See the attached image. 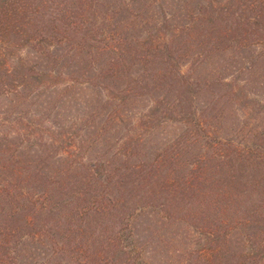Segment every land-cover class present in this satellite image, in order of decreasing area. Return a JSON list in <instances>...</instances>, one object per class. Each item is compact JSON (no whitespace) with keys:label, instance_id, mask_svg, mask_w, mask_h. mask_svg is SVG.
I'll return each mask as SVG.
<instances>
[{"label":"rangeland","instance_id":"374dc122","mask_svg":"<svg viewBox=\"0 0 264 264\" xmlns=\"http://www.w3.org/2000/svg\"><path fill=\"white\" fill-rule=\"evenodd\" d=\"M58 1L54 0V3ZM101 1L108 2L109 12L106 9L102 10L98 5L97 17L93 20L92 26L99 44L97 46L98 42H96L93 48L94 60L91 55L84 56L87 59L86 61L84 59L85 71L88 72L87 82L86 73L83 77L78 76L79 65L74 66L72 63L70 65L68 62L64 64L65 57L63 63L59 64L62 72L61 82L56 83V80H53V83H43L40 86L42 95L36 106L29 105L28 97L21 99L22 102L19 104L16 90L10 94L0 92V152H6L0 153V189H7L8 185L12 191L10 198L16 195L14 190L18 180L16 169L28 166L30 163L44 167L48 170V174L57 175L56 179L64 181L68 179L66 175L56 174L57 171L68 166L71 161L68 158L72 157L66 153L65 158L62 159V152L54 155V152L60 149L56 150V146H52L54 142L56 143V139H60L58 131L64 135L66 133L75 135L77 140L81 137L88 139V136L93 139L92 144L80 159L85 162L99 160L104 169L121 164L124 159L123 149L126 147L127 151L130 149L131 144L127 145V141L140 133L143 135L144 144L139 147L137 156L134 153L128 159L131 165H134L140 157L145 158L147 163H153L159 155L171 153L167 147L172 141L180 140L179 146L173 152L178 153V158L174 161L172 172L168 174L166 167L161 173L172 183L183 180L191 167L192 159L199 155L208 158L212 153L214 142L217 141L204 136L203 130L193 132L196 128L193 120L195 110L204 113V116L210 120L209 134L215 130V134L213 133L215 138L233 139L235 142L251 144L264 132V55L257 58L251 71H245L243 69L245 58H241L242 54L237 41L235 39L231 41L229 35L224 39L216 38L214 23L207 20L212 16L221 17L219 7L230 0ZM230 4L242 6L240 7V10L243 9L242 14L250 18L258 14L264 17V0H233ZM118 10L121 14L116 16ZM166 18L169 20V25L163 28ZM203 19L205 20L202 21ZM221 27H230V22L223 23ZM182 29L184 32L180 34ZM161 34L168 38L178 34L174 42V48L178 50L175 52L174 60L180 65L174 72L171 71L176 66L172 67V61L168 63L164 60L159 62L158 66H149L147 71H150V80L146 83V87L140 90L132 79L140 74L141 68L138 69V66L141 67L143 61L139 55L135 58L132 56V49L135 48V44L138 48L142 47L144 38L152 35V37H158ZM113 35L125 38L123 43L126 50L122 59L126 62H122L121 68L119 67L120 76L115 87L100 88L98 83L113 84L107 77L98 80L94 73V69H98L103 75L107 71L109 74L112 72L110 56H107L108 51H102V47L107 39L112 44L118 42L112 39ZM212 37L218 40L215 44L212 42ZM189 41H191L190 45H188ZM131 42L133 45L129 44ZM39 48L40 45L22 47L14 38L8 64H18L23 56L26 60H30V64H34L36 60L34 57ZM251 49L254 55H259L262 51L255 45L251 46ZM62 51L65 52V48ZM66 51H68L67 47ZM110 53L113 57L114 52ZM152 58L155 56L151 55L150 59ZM130 61H132L131 66ZM74 68L78 71L75 78L78 81L72 83L70 73ZM154 70H157L154 78L158 80V83H163L160 89L151 88L154 84L151 77ZM176 77L180 79H175ZM150 84L151 87H149ZM0 85L6 87L9 83H0ZM126 86L129 88L125 89ZM238 86L242 88L238 89ZM128 90L130 92H127ZM120 91L125 95L127 93L131 95L128 97L121 95L123 97V105L119 108L121 118L114 117L115 121L109 119L105 132H99L96 126L99 128L105 123L108 113L110 118H113L115 99L120 97V95L116 96V93ZM112 95H115L113 101L110 99ZM164 96L167 98L160 103L159 100ZM145 114L149 115L147 118L149 120L144 121ZM185 115H188L187 119ZM190 116H193V121H189ZM31 122L34 126L33 134H30ZM89 124L92 126L89 127ZM220 147L222 151L228 152L226 147L222 145ZM227 154L230 155L229 152ZM124 162L128 163L126 160ZM166 165L172 164L167 162ZM207 168L210 169L211 166L208 164ZM258 169L254 176L259 175ZM77 174L81 176V171ZM131 178L132 174L126 177V180L130 181ZM71 181H74L75 185L69 184L66 187L64 184L55 190L56 205L68 201L63 206L66 207V211L71 206H76V210L84 205L87 207V204L90 205L92 201L91 197H97L98 193H102V184L97 183L96 180L90 184V181L84 177L73 175L69 183ZM226 181L227 185L230 183L229 186L233 189L232 201L220 195L223 190L228 189V186L225 182V184L218 183L217 180L212 183L209 181L203 183L198 192L192 193L191 200L197 201L204 208L202 215L196 218H191L183 211L187 202H180L175 206L171 202L170 208L166 207L165 211L149 206L137 216L133 228L139 239L137 248L142 249L147 259L146 264H210L213 260L209 255L210 245L213 243L210 239L213 235L206 236V231L212 225H215L216 235H219L217 243L222 247L223 252L229 253L226 257L227 264H236V257H240L243 247V238L252 231L256 234L258 232L255 228L258 226L253 225L250 218L254 220L261 217L260 213H264V193H261L264 188L246 184L245 180L240 182L241 185L231 183L227 179ZM115 183H112L109 188L111 197L112 195L120 196L121 203V197H130L131 188L128 189L130 182L125 185ZM22 184H26L27 190L34 193L37 192L39 182L37 178L30 176L26 177ZM80 190L83 192H78ZM75 192H78V195ZM164 197L167 199V195ZM5 200L0 196V243L2 245H0V264H40L42 262L51 264L54 260L51 245L50 249L47 247L46 251H43L44 243H39V250L36 252L38 244L31 245L32 239L26 240L24 237L16 248V220L8 217L16 202L8 204ZM176 216L181 218L177 219ZM110 218H118V215L113 216L111 213L104 212L100 216L91 213L90 226L85 225V227H90L89 239L97 237L98 245L107 244L108 249L112 250L109 246L112 242L109 241L115 234V230L109 229ZM79 225L80 222H78ZM98 234L101 236L98 237ZM5 237H8V240L2 243ZM256 239V237L251 238L253 241H257ZM30 251L33 253L32 256ZM18 253L23 256L29 253V258L27 261L24 258L25 261L22 258L16 259ZM110 253L108 252L109 256H111ZM85 256L83 254V260Z\"/></svg>","mask_w":264,"mask_h":264},{"label":"trees","instance_id":"16d2710c","mask_svg":"<svg viewBox=\"0 0 264 264\" xmlns=\"http://www.w3.org/2000/svg\"><path fill=\"white\" fill-rule=\"evenodd\" d=\"M117 1L113 0V2ZM230 1H226L224 6L219 7L221 17L212 16L208 17L207 20L214 23V31L217 33L216 38L224 39L225 36L229 35L228 37H231V41L233 39L237 41V46L242 54L241 58H245L243 69L251 71L257 58L264 55V32L262 31L264 30V17L262 14H258L253 18L245 16L242 14L243 9L240 10L242 6H233ZM98 5L102 10L106 9L109 12L108 2L101 0H59L58 3H54V0H0V83H9L6 87L5 85H0V92L10 94V92L16 90V98H18L17 102L19 104L22 102L21 99L28 97L29 105L36 106L42 95L40 86L43 83H53V80H56V83L61 82L62 72L59 69V64L63 63L65 57L64 64L68 62L70 65L72 63L74 66H80L79 73L76 68L70 73L72 83L78 81L75 79L76 73H78L79 77H83L86 73L87 82L88 72L85 71L86 67L84 66L87 59L84 56L91 55L94 60L93 48L96 42H98L97 46L99 44V39L93 29L94 26H92L93 20L97 17L96 10ZM120 12L118 10L116 16L121 14ZM168 21V18H166L163 28L169 25ZM229 22L230 27H221L223 23L227 24ZM237 30L238 32H235ZM183 32L184 29L181 30L180 34ZM152 36L144 38L140 48L135 44V48L131 52L134 58L139 55L143 61L141 67L138 66V69L141 68L140 74L132 79V82L136 83L140 90L142 87L145 88L146 83L150 80L151 74L149 73L150 71H147L149 66H158V63L164 60L168 63L172 61V67L176 66L171 71L174 72L177 71L180 65L176 64L174 60L175 52L178 51L174 48V42L178 34L170 38L162 34L158 37ZM14 38L17 39V43L22 47L40 45L38 53L34 57L36 59L34 64H30V60H26L21 55L22 58L19 59L20 62L18 64H8V56H10ZM112 39L118 42L112 44L107 39L102 47V51H108L109 55L107 56H110L109 62L112 65V72L109 74L107 71L103 75L98 69H94V73L98 80L107 77L113 84L98 83L100 88L109 87L113 89L120 76L122 62H126L122 59V55L126 50L123 43L125 38L113 35ZM216 41L218 40L212 37L213 44ZM190 43L191 41H189L188 45ZM129 44L133 45L132 42ZM254 45L262 49L259 55H254L253 51H251V46L254 47ZM66 47L68 51H66ZM64 48L65 52L62 51ZM91 50L92 52H90ZM110 52H114L113 57ZM151 55H154L155 58L150 59ZM129 65H132V61L129 62ZM156 71L154 70L151 76L154 83L153 87H151V84L149 87L160 89L163 83H158V80L154 78ZM180 77L175 79H180ZM182 83L185 82L182 81ZM128 88L129 86L125 87V89ZM241 88V86H238V89ZM23 91H26V93L22 94ZM127 92H130V90ZM118 95L120 97L115 99L113 118H110V113H108L105 123L99 128L96 126V130L99 132H105V126L108 124L109 119L115 121L114 117L117 119L121 118L119 112V108L123 105V97L121 95L127 97L131 95L130 93L125 95L121 91L116 93V96ZM113 96L115 95L110 97L112 101L114 99ZM166 98L167 96H164L159 100L160 103L165 101ZM145 116L144 121L149 120L147 119L149 115L145 114ZM185 117L187 119L188 115H185ZM189 118V121L194 120L196 128L193 132L203 130L205 131L204 136L213 138L214 141L217 140L212 147V153L208 156L214 162L209 161L207 157L202 155L195 157L190 161L191 167L188 169V173L178 183L170 182L161 173L166 167L168 174L172 172L174 161L178 158V153L173 152L179 146L180 140L172 141L170 146L167 147L171 153L159 155L158 158L154 159L153 163H147L145 158L140 157L134 165H131L132 163L130 164L128 159L134 153L137 156L139 147L144 144L142 142L143 135L140 133L137 137H132L127 141V145L131 144L129 146L130 149L128 151L127 147L123 149L124 159L121 164L119 163L113 168L104 169L99 160L85 162L80 159L85 150L92 144L93 139L87 135L88 139L87 137L85 139L81 137L77 140L75 135L69 133L64 135V133L58 131L60 139H56V143L54 142L52 146H56V150L60 149L55 151L54 155L62 152V159L65 158L64 155L66 153L75 157H69L68 159H71V161L68 166L56 172L58 175H66L68 179L66 181L56 179L57 175L48 174V170L44 169V167L30 163L28 166L16 169V177L18 179L14 188L16 195L13 194L14 196L10 198L9 195L12 191L8 188V185L7 189H0V196L4 197L8 204L16 202L8 216L16 220V248L26 237V240L32 239L31 245L38 244L36 252L39 250V243H44L42 245L43 251H46L47 247L50 249V245L51 247L53 246L54 260H52L51 264H146L147 259H145L142 249L137 248L139 239L134 231L133 224L137 216L141 215L149 206L157 207L159 211H165L166 207L170 208L171 202L174 203V206L180 202H187L185 209L183 207V211L191 218H196L198 215H202L204 208L197 201L191 200L192 193L198 192L203 183L208 181L212 183L217 180L218 183L225 182L227 185L226 179L231 183L239 184L245 180L246 184L264 188V132H262L260 138L257 136L256 141L251 144L235 142L233 139L215 138L213 135L215 130L209 134L210 120L204 116V113L195 110L194 118L193 116ZM30 124V134H33V122ZM142 124L144 123L142 122ZM88 126L90 127L92 124ZM143 126L149 128L147 125ZM221 145L226 147L230 155L227 154L228 152L221 150ZM0 153L5 154L6 152L2 151ZM124 160L128 163L125 164ZM167 162L172 165L167 166ZM205 162L211 166L210 169L207 168L208 164L206 165ZM257 169L259 170V175L254 176ZM78 171H81L80 175L82 178L84 177L90 181V184L95 180L97 183L102 184V193H98L97 197H91L90 200L92 201L90 205L87 204V207L84 205L81 209L78 207L76 210V206H71L66 211V207L63 206L68 201L56 205L57 200L54 199V196L57 193L55 194V190L59 186H64V184H66V187L69 184L75 185L74 181L70 183L69 181L73 175L81 177L77 174ZM131 174L132 178L127 181L126 177ZM30 176L37 178L39 182L37 192H30L27 190L26 184H22V181ZM115 182L118 185H125L130 182L128 185V189L131 188L129 190L130 195L128 194L130 197H121V203L120 196L112 195L111 197L109 188L112 183L116 184ZM229 185L230 183L227 185L228 189L223 190L220 195L224 199L231 200L234 196L232 195L233 189ZM78 192L83 191L80 190ZM78 192H75L76 195H78ZM165 192L168 194H164ZM105 193L106 195H104ZM261 193H264V190ZM164 195H167V199ZM105 198L106 200H104ZM146 199L148 201H145ZM186 207L188 208L186 209ZM104 212L106 214L111 213L113 216L118 215V218H110L111 221H109V229L113 228L115 230V234L110 238L111 240H108L112 242L109 243V246L113 251L108 249L107 244L98 245L97 237L89 239L91 237L88 234L90 227H85V225L90 226L89 217L91 213L92 215L95 213L101 216ZM260 216L254 220L250 218V222L258 226L255 227L258 232L256 231V234L255 231H252L247 237L243 238V247L239 254L240 257H236V264H264V213H260ZM176 218L179 219L181 217L176 216ZM102 219L104 220V218ZM78 222H80L79 226ZM216 233L215 225L207 228L206 236L209 234L213 235L210 239V242H213L209 251V255L213 259L210 264H227L226 257L229 253L228 251H222V247L217 243L219 235H216ZM97 236L100 237L101 235L98 234ZM252 237H256L257 241L251 240ZM4 240H8V237L3 238L2 243ZM108 252H111V256L108 255ZM7 253H9V250H7ZM32 254L31 252L30 256ZM83 254L86 255L85 260L82 259ZM18 258H24L27 261L29 253L24 256L18 253L16 259ZM24 259L23 261H25ZM40 264H43V262Z\"/></svg>","mask_w":264,"mask_h":264}]
</instances>
